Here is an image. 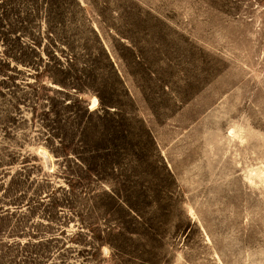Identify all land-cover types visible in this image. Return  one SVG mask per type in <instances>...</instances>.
Segmentation results:
<instances>
[{
    "label": "rangeland",
    "instance_id": "1",
    "mask_svg": "<svg viewBox=\"0 0 264 264\" xmlns=\"http://www.w3.org/2000/svg\"><path fill=\"white\" fill-rule=\"evenodd\" d=\"M1 6L0 264H264V0Z\"/></svg>",
    "mask_w": 264,
    "mask_h": 264
},
{
    "label": "trees",
    "instance_id": "2",
    "mask_svg": "<svg viewBox=\"0 0 264 264\" xmlns=\"http://www.w3.org/2000/svg\"><path fill=\"white\" fill-rule=\"evenodd\" d=\"M0 10H1L0 16L4 15L6 10H4L3 6L0 7ZM4 36H5V34H3V33L0 34L1 41H4ZM8 53H10L9 50L2 52V54L0 55V75L3 76L1 81H3V79L9 78V76L5 73L8 70L6 68L8 65V60H7L8 56H9ZM0 88H1V86H0Z\"/></svg>",
    "mask_w": 264,
    "mask_h": 264
},
{
    "label": "bare ground",
    "instance_id": "3",
    "mask_svg": "<svg viewBox=\"0 0 264 264\" xmlns=\"http://www.w3.org/2000/svg\"><path fill=\"white\" fill-rule=\"evenodd\" d=\"M95 100V99H94ZM45 151V150H44ZM45 153V152H44ZM52 164V163H51Z\"/></svg>",
    "mask_w": 264,
    "mask_h": 264
}]
</instances>
